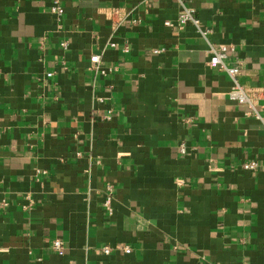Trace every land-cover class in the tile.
<instances>
[{"label":"crops","instance_id":"1","mask_svg":"<svg viewBox=\"0 0 264 264\" xmlns=\"http://www.w3.org/2000/svg\"><path fill=\"white\" fill-rule=\"evenodd\" d=\"M63 8L0 0V264H264V0Z\"/></svg>","mask_w":264,"mask_h":264},{"label":"built area","instance_id":"2","mask_svg":"<svg viewBox=\"0 0 264 264\" xmlns=\"http://www.w3.org/2000/svg\"><path fill=\"white\" fill-rule=\"evenodd\" d=\"M65 0H51V12L54 14L58 19L61 18L64 14V8L63 3ZM182 12L178 15L176 26L178 29H183L186 25L191 24L192 26L198 28V22L193 17V14L190 10L184 8L182 5ZM165 26H171L169 22H166L164 24ZM203 36H205L206 33H202ZM60 46L65 49L66 44L61 43ZM111 47H114V45H111ZM228 51H233V48L230 46H221L219 48H213L212 46H209L208 53L210 54V61L209 64L212 67H217L220 70H222L230 79L232 83V87L229 91V99L232 101H235L239 104L248 105L249 108H252V102L250 99V94L247 92V90L240 84L239 82V72L236 68L227 67L225 64L226 55ZM99 56H94L90 59L91 64L97 65L99 63ZM101 74H104V72L101 71ZM181 153H184V148H180ZM255 168L254 163L246 164L243 166L244 170H253ZM108 197L105 201V206L107 207V210L110 211V200L111 196L110 193H108ZM53 250L59 254H63V244L59 240H55L52 245ZM103 253L105 255H108L110 253L109 248H104ZM124 253L129 254L130 250L129 248H124Z\"/></svg>","mask_w":264,"mask_h":264}]
</instances>
